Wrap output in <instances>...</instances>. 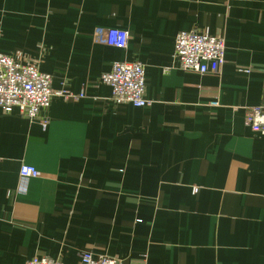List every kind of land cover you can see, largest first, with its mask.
Here are the masks:
<instances>
[{"label":"crops","instance_id":"0c3cea01","mask_svg":"<svg viewBox=\"0 0 264 264\" xmlns=\"http://www.w3.org/2000/svg\"><path fill=\"white\" fill-rule=\"evenodd\" d=\"M192 30L225 39L218 73L179 66ZM1 53L84 97L0 108V264H264V134L245 124L264 105V0H0ZM115 61L144 65L150 105L112 99ZM23 164L39 175L19 192Z\"/></svg>","mask_w":264,"mask_h":264},{"label":"built area","instance_id":"2783aa9c","mask_svg":"<svg viewBox=\"0 0 264 264\" xmlns=\"http://www.w3.org/2000/svg\"><path fill=\"white\" fill-rule=\"evenodd\" d=\"M98 34L103 41L114 47L126 48L129 41L127 30L101 28ZM175 52L179 66L199 73H218L225 61V39L198 31H181L175 41ZM101 79L112 89V99L119 104L129 103L135 107L151 104L145 94V67L140 62L115 61L112 68L101 75ZM52 75L42 72L33 63L20 62L13 57L0 54V108L5 114L18 112L36 119L48 108L55 94L66 99H78L84 94H75L66 89H52ZM212 104L218 105V102ZM245 124L255 133L264 134V105L248 108ZM39 175L37 168L23 164L19 171V192H25L30 179ZM83 264H122L117 256H94L89 250L81 253ZM26 264H64L62 260L47 256H34Z\"/></svg>","mask_w":264,"mask_h":264}]
</instances>
